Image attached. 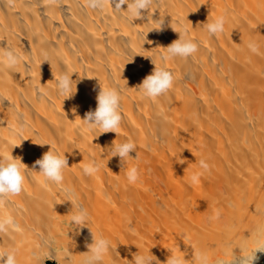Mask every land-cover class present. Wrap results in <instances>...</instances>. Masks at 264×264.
I'll list each match as a JSON object with an SVG mask.
<instances>
[{
	"label": "bare ground",
	"instance_id": "1",
	"mask_svg": "<svg viewBox=\"0 0 264 264\" xmlns=\"http://www.w3.org/2000/svg\"><path fill=\"white\" fill-rule=\"evenodd\" d=\"M86 5L0 0V156L13 155L28 171L24 190L0 201V219L13 221L0 232V253L16 250L17 264H83L95 234L111 241L103 264H135L137 255L199 264L201 254L208 264L254 254L257 264L264 258V0H153L134 21L125 19L127 4ZM221 16L224 31L209 34L204 25ZM185 29L197 52L170 58L172 88L144 97L138 85ZM63 75L73 79L69 97L57 90ZM102 87L121 93L118 133L89 130L83 120ZM129 139L137 148L125 163L112 147ZM50 149L68 159L63 187L71 197L33 169ZM93 162L98 170L86 175L83 166ZM133 166L139 176L130 183ZM79 206L87 225L71 222Z\"/></svg>",
	"mask_w": 264,
	"mask_h": 264
},
{
	"label": "clouds",
	"instance_id": "2",
	"mask_svg": "<svg viewBox=\"0 0 264 264\" xmlns=\"http://www.w3.org/2000/svg\"><path fill=\"white\" fill-rule=\"evenodd\" d=\"M153 0H112L114 9H125L122 6L127 4V15L125 19L134 21L140 18L143 10H151ZM87 7L103 11L106 7V0H87ZM124 16V13L121 12ZM225 18L217 17L213 22L206 23L204 27L207 32L212 35L219 34L224 31ZM180 36L166 47V51L161 53L160 59L162 63L158 66L156 63L153 72L147 75L139 86L142 94L146 98L155 99L163 94H166L173 86L175 76L167 67V61L172 57L187 58L194 55L198 50V43L188 35V30L179 32ZM249 48L257 51V46L254 43L249 44ZM7 63L14 65L17 62V56L9 51L5 53ZM72 78L68 75H63L57 83L58 93L62 96H71ZM97 106L95 110H90L83 118L86 128L89 130H99L100 133L114 131L118 133V129L122 120L121 108V93L116 88L102 87L97 97ZM49 143H40V145ZM51 145V144H50ZM52 148V145H51ZM137 145L129 139L126 142L113 144L112 151L114 156L118 155L122 161L126 163V158L130 156V152L136 150ZM200 168L207 171L208 163L201 159ZM39 166V171L44 177L51 182H54L62 191L67 193L69 197L72 195L71 188L63 187L64 170L69 166L68 159L65 154H60L59 151L49 150L45 152L42 158L35 161V166ZM98 165L95 162L83 166V171L86 175H92L98 170ZM28 174L24 168V163L15 159L12 156H0V201L6 200L10 195L19 194L24 190L25 176ZM127 179L130 183L136 182L139 176L138 168L133 166L127 169ZM201 172L194 173L191 177V183L195 184ZM69 200L75 206V201ZM72 224L76 226L87 225L89 223V213L82 206L78 207V211L71 217ZM13 224L11 218L6 217L0 219V232L7 231ZM112 247L111 241L102 235L97 238L94 234L93 242L89 245V255L83 261V264H103L105 255ZM255 255H246L241 257L240 264H253ZM199 264H208L207 257L198 255ZM135 264H153V259L150 256L137 255L134 258ZM0 264H17L16 250H10L0 253ZM167 264H184V258L179 255H170Z\"/></svg>",
	"mask_w": 264,
	"mask_h": 264
},
{
	"label": "rangeland",
	"instance_id": "3",
	"mask_svg": "<svg viewBox=\"0 0 264 264\" xmlns=\"http://www.w3.org/2000/svg\"><path fill=\"white\" fill-rule=\"evenodd\" d=\"M48 261H51V262H53L54 264H61L57 259H48L47 262H48Z\"/></svg>",
	"mask_w": 264,
	"mask_h": 264
},
{
	"label": "water",
	"instance_id": "4",
	"mask_svg": "<svg viewBox=\"0 0 264 264\" xmlns=\"http://www.w3.org/2000/svg\"><path fill=\"white\" fill-rule=\"evenodd\" d=\"M257 264H264V258L260 260Z\"/></svg>",
	"mask_w": 264,
	"mask_h": 264
},
{
	"label": "trees",
	"instance_id": "5",
	"mask_svg": "<svg viewBox=\"0 0 264 264\" xmlns=\"http://www.w3.org/2000/svg\"><path fill=\"white\" fill-rule=\"evenodd\" d=\"M47 264H54V263H53V262H51V261H48V262H47Z\"/></svg>",
	"mask_w": 264,
	"mask_h": 264
}]
</instances>
